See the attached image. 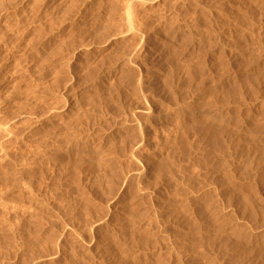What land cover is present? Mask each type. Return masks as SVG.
Listing matches in <instances>:
<instances>
[{
	"label": "rangeland",
	"instance_id": "obj_1",
	"mask_svg": "<svg viewBox=\"0 0 264 264\" xmlns=\"http://www.w3.org/2000/svg\"><path fill=\"white\" fill-rule=\"evenodd\" d=\"M0 123V264H264V0H0Z\"/></svg>",
	"mask_w": 264,
	"mask_h": 264
},
{
	"label": "bare ground",
	"instance_id": "obj_2",
	"mask_svg": "<svg viewBox=\"0 0 264 264\" xmlns=\"http://www.w3.org/2000/svg\"><path fill=\"white\" fill-rule=\"evenodd\" d=\"M238 48V47H237ZM237 48H235V49H237ZM234 49V50H235ZM244 49V48H243ZM238 50V49H237ZM236 51V50H235ZM239 51V50H238ZM243 54V53H242ZM241 54V55H242ZM247 56V55H246ZM227 59V58H226ZM249 59V58H248ZM251 63V62H250ZM227 64V63H226ZM222 65H225V64H222ZM228 66V65H227ZM226 65H225V67H227ZM229 71V70H228ZM257 73V72H256ZM262 73V72H261ZM252 75V74H251ZM256 75V74H255ZM258 75V74H257ZM262 75V74H261ZM260 76V75H259ZM239 77V76H238ZM242 77V76H241ZM254 77V76H253ZM248 80V79H247ZM246 80V81H247ZM253 80V79H252ZM261 80V79H260ZM254 81V80H253ZM239 82V81H238ZM250 82H251V80H250ZM236 84V83H235ZM237 84H239L240 85V83H237ZM255 84V83H254ZM208 119V118H207ZM249 119V118H248ZM211 120V119H210ZM245 120H246V118H245ZM202 121V120H201ZM236 121H238V120H236ZM241 121V120H240ZM242 121H244V120H242ZM248 121V120H247ZM214 122V121H213ZM213 122H209L208 123V121L207 122H205V126H206V129H205V131L206 132H208L209 133V135H211V134H216V133H218V130L216 129V126H215V124L213 123ZM246 122V121H245ZM192 123H194V122H192ZM198 123V122H197ZM204 123V122H203ZM202 123V124H203ZM236 123V122H235ZM1 124V123H0ZM238 124H240V123H238ZM238 124L236 125V126H238ZM242 124V123H241ZM4 125V124H3ZM194 125V124H193ZM192 125V126H193ZM6 126V125H5ZM197 126V125H196ZM240 127H241V125H240ZM2 128H3V126H2ZM193 128V127H192ZM6 129V128H5ZM201 130V129H200ZM241 130H244V129H241ZM1 131V130H0ZM196 131V130H195ZM4 132H6L7 133V131H5L4 130ZM199 132V131H198ZM10 133V132H9ZM207 133V134H208ZM1 135V134H0ZM1 144V143H0ZM3 144H5V143H3ZM208 145V144H207ZM2 146V145H1ZM206 146V145H205ZM5 146H3V148H4ZM1 148V147H0ZM251 150V149H250ZM2 152V151H1ZM5 152V151H4ZM6 154V153H5ZM246 157H247V155H246ZM74 160V159H73ZM78 161V160H77ZM79 162V161H78ZM245 162V161H244ZM250 164V163H249ZM230 165V164H229ZM251 165V164H250ZM72 166V165H71ZM228 167H230V166H228ZM228 167H226V168H228ZM225 168V167H224ZM222 169V168H221ZM230 169V168H229ZM232 169V168H231ZM223 170V169H222ZM227 171V170H226ZM226 171H223L221 174H219L218 172V174H219V176H218V178H219V180H222V181H226V182H229L230 184L233 182V180H234V178H235V176H234V178L232 179V176L231 175H229V174H231V173H229V174H226V173H224V172H226ZM229 171V170H228ZM231 171H233V170H231ZM220 172V171H219ZM217 178V177H216ZM264 179V178H263ZM226 188V187H225ZM226 192L227 193H229L230 191L228 190V189H226ZM246 194H244V196H245ZM255 241H257V240H255ZM260 248V247H259Z\"/></svg>",
	"mask_w": 264,
	"mask_h": 264
}]
</instances>
